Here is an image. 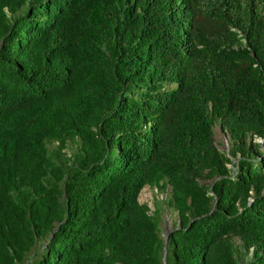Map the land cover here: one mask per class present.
<instances>
[{
    "label": "trees",
    "instance_id": "trees-1",
    "mask_svg": "<svg viewBox=\"0 0 264 264\" xmlns=\"http://www.w3.org/2000/svg\"><path fill=\"white\" fill-rule=\"evenodd\" d=\"M216 121L258 152L229 168ZM233 238L264 264V0H0V264H239Z\"/></svg>",
    "mask_w": 264,
    "mask_h": 264
},
{
    "label": "rangeland",
    "instance_id": "rangeland-1",
    "mask_svg": "<svg viewBox=\"0 0 264 264\" xmlns=\"http://www.w3.org/2000/svg\"><path fill=\"white\" fill-rule=\"evenodd\" d=\"M213 133L218 149L230 159L228 166L231 169L236 167L239 157L245 152L244 149H248L251 153L258 152L259 148L255 145H251L249 139L247 141H241L237 137L232 136L228 131H225L221 127L219 121H216L213 124ZM260 142V139H253L254 144ZM45 147L49 157H51L53 161V165L64 166L67 164V158L70 159V163L73 162L72 155L79 149L80 139L76 137L66 141L64 144H60L58 141H46ZM199 181L201 184L208 187V189L211 188V181L206 179H200ZM58 186L61 187V182L58 183ZM170 199L171 187L167 181H161L158 186L146 185L138 195L139 203L147 206L148 214L155 223L158 237L160 241H162L163 262L166 255L165 248L169 251V260H172L171 249L173 243H168L167 234L172 228L177 227L179 223L178 213L170 205ZM46 242L47 241L43 239L39 241L37 245L42 246ZM233 245L235 256L239 264H248L252 257V252L245 250L243 243L239 238H233Z\"/></svg>",
    "mask_w": 264,
    "mask_h": 264
},
{
    "label": "water",
    "instance_id": "water-1",
    "mask_svg": "<svg viewBox=\"0 0 264 264\" xmlns=\"http://www.w3.org/2000/svg\"><path fill=\"white\" fill-rule=\"evenodd\" d=\"M169 237V233L167 234V238Z\"/></svg>",
    "mask_w": 264,
    "mask_h": 264
}]
</instances>
